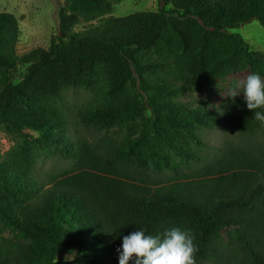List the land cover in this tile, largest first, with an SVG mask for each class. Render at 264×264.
<instances>
[{"label":"trees","instance_id":"trees-1","mask_svg":"<svg viewBox=\"0 0 264 264\" xmlns=\"http://www.w3.org/2000/svg\"><path fill=\"white\" fill-rule=\"evenodd\" d=\"M157 3L75 32L80 18L101 19L112 3L66 0L51 48L21 59L17 19L0 12V124L34 141L0 158V264H58L69 250L90 264H118L122 235L174 226L194 235L195 264H264L257 110L231 95L218 112L173 100L232 72L264 76V51L232 31L253 19L264 28V0ZM18 62L28 66L14 80ZM75 89L95 100L72 117L64 97ZM217 126L237 141L199 163L186 140L200 148L196 131ZM116 127L127 131L109 132ZM47 158L67 167L42 172Z\"/></svg>","mask_w":264,"mask_h":264},{"label":"rangeland","instance_id":"rangeland-1","mask_svg":"<svg viewBox=\"0 0 264 264\" xmlns=\"http://www.w3.org/2000/svg\"><path fill=\"white\" fill-rule=\"evenodd\" d=\"M112 3V11L109 15L101 19L87 21L80 18L72 27L75 32H81L91 27L97 26L102 20L108 16H124L136 11H155L157 10V0H109ZM63 8L69 11L66 0H0V12L12 13L18 22L19 36L16 43L17 56L21 59L23 56L31 53L37 48L49 50L56 35L58 34L57 15L58 9ZM233 32L239 34L254 51H264V28L260 23L253 19L240 27L233 29ZM27 65L18 62L12 70V77L18 80L24 73ZM251 72L249 69L232 72L225 80L217 81L211 87L199 88L194 91L179 94L173 100L180 101L183 104L195 107L203 105L214 112L219 111L221 102L231 95V90L235 81L243 80ZM264 79V76H261ZM239 91V90H237ZM236 97L243 99V94ZM65 103L71 111V116H74V111L87 107L95 100L93 93L75 89L66 92L64 97ZM121 132L124 134L127 131L124 127H116L109 132ZM35 138L38 133L28 131ZM82 133L87 137H96L91 131L82 127ZM90 135V136H89ZM196 139L199 140L203 146L200 148L191 141L186 140V147L190 151H194L204 161L207 155L210 157L217 152V147L223 144L224 140L237 141V134L226 126H217L210 128H202L196 131ZM34 143L33 139L24 140L7 131V129L0 124V158H6L7 155L17 148H25ZM198 164V163H196ZM42 172H51L53 170L67 167V163L57 161V158H47L42 164ZM156 178H160L157 176ZM222 236L226 240V230H223ZM77 253V252H76ZM67 254V253H66ZM58 259V264H64V256ZM67 264H90V262L82 259V256L77 253L74 261H69Z\"/></svg>","mask_w":264,"mask_h":264},{"label":"clouds","instance_id":"clouds-1","mask_svg":"<svg viewBox=\"0 0 264 264\" xmlns=\"http://www.w3.org/2000/svg\"><path fill=\"white\" fill-rule=\"evenodd\" d=\"M241 93L246 107L257 110L253 118L264 126V79L260 73L252 72L245 79L234 82L230 97ZM194 239L190 229L179 226L166 228L156 235L146 234L142 228L135 229L121 237L116 249L118 264H195L198 248ZM76 255L75 250H69L64 264L74 261Z\"/></svg>","mask_w":264,"mask_h":264}]
</instances>
